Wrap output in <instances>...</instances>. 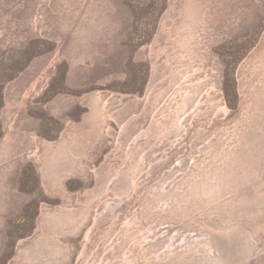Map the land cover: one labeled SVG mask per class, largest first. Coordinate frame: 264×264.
<instances>
[{
	"label": "rangeland",
	"instance_id": "obj_1",
	"mask_svg": "<svg viewBox=\"0 0 264 264\" xmlns=\"http://www.w3.org/2000/svg\"><path fill=\"white\" fill-rule=\"evenodd\" d=\"M0 264H264V0H0Z\"/></svg>",
	"mask_w": 264,
	"mask_h": 264
},
{
	"label": "bare ground",
	"instance_id": "obj_2",
	"mask_svg": "<svg viewBox=\"0 0 264 264\" xmlns=\"http://www.w3.org/2000/svg\"><path fill=\"white\" fill-rule=\"evenodd\" d=\"M114 201H115V200H114ZM116 202H117V201H116ZM108 203H109V202H108ZM108 203H107V205H108ZM112 204L114 205L115 202H112ZM112 204L110 203L109 205H112ZM109 205H108V206H109ZM108 206H107V207H108ZM117 206H118V205H117ZM107 207H106V208H107ZM109 207H110V206H109ZM109 207H108V208H109ZM106 208H105V209H106ZM115 208H116V207H115ZM109 209H110V208H109ZM112 209H113V208H112Z\"/></svg>",
	"mask_w": 264,
	"mask_h": 264
}]
</instances>
